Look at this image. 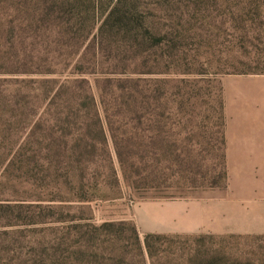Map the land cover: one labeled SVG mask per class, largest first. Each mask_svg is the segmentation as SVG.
Wrapping results in <instances>:
<instances>
[{
    "label": "rangeland",
    "instance_id": "rangeland-1",
    "mask_svg": "<svg viewBox=\"0 0 264 264\" xmlns=\"http://www.w3.org/2000/svg\"><path fill=\"white\" fill-rule=\"evenodd\" d=\"M4 1L0 264H190L208 235L264 264V160L228 153L264 135V0H128L121 32L116 0Z\"/></svg>",
    "mask_w": 264,
    "mask_h": 264
},
{
    "label": "trees",
    "instance_id": "trees-1",
    "mask_svg": "<svg viewBox=\"0 0 264 264\" xmlns=\"http://www.w3.org/2000/svg\"><path fill=\"white\" fill-rule=\"evenodd\" d=\"M7 0H5L4 2H6ZM10 5H9V10L11 11H15L17 9H20V5H21V1L27 2L29 3V0H18L17 2H14L12 0H8ZM3 2V1H2ZM1 4V2H0ZM3 4V3H2ZM69 7L67 8L70 11L75 10L78 6L74 5L73 3H71L70 1H63V7ZM28 10V5L26 7ZM104 10L106 11V17L100 27L101 31H104L105 27L109 25L110 22H113L111 24L112 28H115L116 26V16L119 15L120 17H118V21H119V28H120V32L123 30L121 28H126L128 23L132 20L131 15H134L137 13V7L135 6V4H131L129 3L128 0H116L115 2L110 1L108 3V5H106V7L104 8ZM138 27V26H136ZM134 28V27H133ZM133 28H129L128 31H132ZM126 32V34H127ZM138 34H135L133 36H137ZM132 232L133 234H137L135 227H132ZM137 238V236H136ZM165 239L166 237L163 238L161 235H157V234H148L145 237L144 240V247L146 252L149 254L150 257H153L156 253L154 251V247L155 244H153V242H159L160 240ZM192 244L188 243L189 246V250H190V256L187 260V263L190 264H239L241 263L239 260L237 259H231V256L221 252V249H219V247L217 246V240H221L220 238L217 239V237L215 236H196L193 238H189L188 239ZM207 242L209 244V246L204 249V251H201L200 249H197L196 247L193 248L192 246H197L196 244L200 243V242ZM159 252H161L160 249H158ZM124 262V260H122V263ZM247 264H253L252 261H249Z\"/></svg>",
    "mask_w": 264,
    "mask_h": 264
},
{
    "label": "crops",
    "instance_id": "crops-1",
    "mask_svg": "<svg viewBox=\"0 0 264 264\" xmlns=\"http://www.w3.org/2000/svg\"><path fill=\"white\" fill-rule=\"evenodd\" d=\"M257 112H264V106H259ZM256 121L262 123L264 127V113L254 115ZM236 141H229L228 153L231 157L238 159H261L264 160V135L248 136L245 133L235 136ZM264 192L259 190L256 194L258 208L264 206L261 200L264 199ZM259 233H264L261 231Z\"/></svg>",
    "mask_w": 264,
    "mask_h": 264
}]
</instances>
